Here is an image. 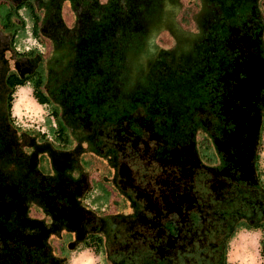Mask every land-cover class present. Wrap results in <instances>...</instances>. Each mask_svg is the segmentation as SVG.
Returning a JSON list of instances; mask_svg holds the SVG:
<instances>
[{
    "label": "flooded vegetation",
    "instance_id": "obj_1",
    "mask_svg": "<svg viewBox=\"0 0 264 264\" xmlns=\"http://www.w3.org/2000/svg\"><path fill=\"white\" fill-rule=\"evenodd\" d=\"M252 35L224 54L219 84L207 86L216 112H207L201 122L194 118L188 140L169 149L152 129L156 125L145 108L149 95L132 96L131 108L113 125L80 130L68 116L73 97L54 82V59L12 54L5 45L0 51V111L7 94L1 76L11 64L21 77L44 74L45 105L50 113L57 111L60 145L36 146L34 138L26 144L44 150L57 175L58 206L49 225L72 234L66 235L67 249L91 243L108 264H221L229 230L255 229L264 238V181L255 160L264 107V43ZM52 44L59 49L56 40ZM55 62L58 69L61 62ZM174 86L171 96L179 92ZM69 136L79 144L68 147ZM85 153L107 168L109 199L101 207H88L83 197L93 184V176L76 165ZM29 215L38 218L35 209ZM66 255L62 249L50 264H63Z\"/></svg>",
    "mask_w": 264,
    "mask_h": 264
},
{
    "label": "rangeland",
    "instance_id": "obj_2",
    "mask_svg": "<svg viewBox=\"0 0 264 264\" xmlns=\"http://www.w3.org/2000/svg\"><path fill=\"white\" fill-rule=\"evenodd\" d=\"M34 3L39 5L44 23L51 24L50 38L39 42L37 54L54 59L50 71L54 72V82L73 97L68 116L77 127L85 130L95 125L100 128L113 125L112 120L125 116L126 109L131 108L132 96L149 95L145 108L165 149L188 140L194 118L201 122L207 112H216V102L208 96L207 86L219 84L224 54L248 34L259 36L264 43V0H34ZM21 12L28 23L20 46H33L36 43L31 35V21ZM8 38L0 32V51L7 49ZM55 40L59 49L52 44ZM21 50L16 47L17 52ZM4 55L9 59L7 52ZM67 58L75 59L62 63ZM55 60L61 62L58 69ZM72 73L75 77L69 82ZM172 76L177 80H170ZM173 86L179 92L171 96ZM22 88L27 91L29 103L16 108ZM11 110L19 128L47 131L49 106L35 99L29 84L16 89ZM127 120L131 124L130 115ZM262 120L255 152L264 181V117ZM74 144L79 143L69 136L68 147ZM81 162L87 172L107 176L106 165L90 154L85 153ZM40 164L46 172V160L42 159ZM97 185L102 189L100 183ZM123 207L122 203L120 209ZM234 230H229L228 237ZM67 234L72 238L71 233ZM225 249L228 264H264V238L258 230L238 229L227 240ZM67 260L66 264H108L86 244L68 250Z\"/></svg>",
    "mask_w": 264,
    "mask_h": 264
},
{
    "label": "trees",
    "instance_id": "obj_3",
    "mask_svg": "<svg viewBox=\"0 0 264 264\" xmlns=\"http://www.w3.org/2000/svg\"><path fill=\"white\" fill-rule=\"evenodd\" d=\"M2 7V3H0V31L10 33L8 38L10 49L8 50L20 55L37 54L38 48L36 47L16 51V47L21 45V38L27 32L28 22L24 17H18L15 14L24 8L31 21V35L39 43L45 39L49 28V25L44 23V19L42 20L38 12L39 5L34 3V0H20L14 8L4 10ZM121 25L126 26L123 22ZM118 32L116 30V33ZM43 75L42 73L37 75L34 71L32 75L21 77L10 65V68L1 76L7 94L4 100V108L0 111V228L2 229L0 264H50L62 249L67 252V255L68 250H71V248H66L68 238L64 228L57 225L54 229L49 225L50 216H54L58 206V193L54 189L57 175L50 167L45 151L31 149L26 144L27 139L34 138L36 146L44 143H50L53 146L60 145L57 135L60 127L56 124L57 111L51 113L49 111L47 131L38 129L37 132H33L19 128V125L14 121L11 110L14 92L18 87H22L28 82H31L35 99L41 105L49 103L44 88L45 79ZM172 78L173 76L170 80ZM262 112L258 139L263 124L264 107ZM42 159L47 162L46 172L42 170L40 164ZM255 160H258L256 154ZM76 165L84 173L93 176V184L83 196L84 199H87L88 207L103 206L107 203L110 192L104 177L100 172L99 175L87 172L82 162L77 161ZM99 183L102 185V189L98 187L97 184ZM32 209L37 210L38 218H31L29 211ZM43 230L47 231V236L43 235ZM236 231H233L230 237ZM90 240H92V236ZM86 245L91 246V243ZM95 253L98 252L95 251ZM67 255L63 264L68 261ZM221 258V264H228L225 245Z\"/></svg>",
    "mask_w": 264,
    "mask_h": 264
},
{
    "label": "crops",
    "instance_id": "obj_4",
    "mask_svg": "<svg viewBox=\"0 0 264 264\" xmlns=\"http://www.w3.org/2000/svg\"><path fill=\"white\" fill-rule=\"evenodd\" d=\"M20 0H0V3H2V9L4 10H8V9H11V8H14V6L16 5L17 2H19ZM3 10V11H4ZM21 11H24V13L26 14V16L28 17L29 15L26 13V11L24 10V8L20 9L18 11V13H16L15 15L16 16H21L23 17L22 15V12ZM25 18V17H24ZM29 18V17H28ZM13 31V30H12ZM3 35L5 36H10V33H6V32H2L0 31ZM29 103L28 101V95H27V91L22 88L20 89V92H19V96H18V100H17V103H16V108L21 105V104H25L27 105Z\"/></svg>",
    "mask_w": 264,
    "mask_h": 264
},
{
    "label": "built area",
    "instance_id": "obj_5",
    "mask_svg": "<svg viewBox=\"0 0 264 264\" xmlns=\"http://www.w3.org/2000/svg\"><path fill=\"white\" fill-rule=\"evenodd\" d=\"M35 40V43L36 44H34L33 46H26V45H22V46H19L22 50H26V49H29V48H33V47H36V48H39V43H38V41L36 40V39H34Z\"/></svg>",
    "mask_w": 264,
    "mask_h": 264
}]
</instances>
